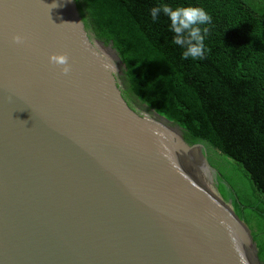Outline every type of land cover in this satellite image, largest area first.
Masks as SVG:
<instances>
[{
    "label": "water",
    "instance_id": "1",
    "mask_svg": "<svg viewBox=\"0 0 264 264\" xmlns=\"http://www.w3.org/2000/svg\"><path fill=\"white\" fill-rule=\"evenodd\" d=\"M0 264H264V209L146 105L81 0H0Z\"/></svg>",
    "mask_w": 264,
    "mask_h": 264
},
{
    "label": "trees",
    "instance_id": "2",
    "mask_svg": "<svg viewBox=\"0 0 264 264\" xmlns=\"http://www.w3.org/2000/svg\"><path fill=\"white\" fill-rule=\"evenodd\" d=\"M81 1L146 105L181 126L186 142L203 144L208 162L230 176L236 163L264 209V0L260 11L242 0ZM161 3L211 16L203 59H183L167 17L152 20L150 8Z\"/></svg>",
    "mask_w": 264,
    "mask_h": 264
},
{
    "label": "clouds",
    "instance_id": "3",
    "mask_svg": "<svg viewBox=\"0 0 264 264\" xmlns=\"http://www.w3.org/2000/svg\"><path fill=\"white\" fill-rule=\"evenodd\" d=\"M57 6L53 3L50 8ZM161 14L167 17L170 23V31L174 33L173 43L181 47L182 58L203 59L206 52L204 41L207 35V28L204 26L211 23V16L205 9L196 5L172 6L168 3H161L150 8L153 21H156ZM11 39L17 45L25 42V37L18 33L13 34ZM48 60L59 66L64 74H68L71 70L68 55L64 52L50 53Z\"/></svg>",
    "mask_w": 264,
    "mask_h": 264
},
{
    "label": "rangeland",
    "instance_id": "4",
    "mask_svg": "<svg viewBox=\"0 0 264 264\" xmlns=\"http://www.w3.org/2000/svg\"><path fill=\"white\" fill-rule=\"evenodd\" d=\"M242 1L244 3H246L249 7H251L255 11L261 10V7H262V1L261 0H242ZM219 157H220V155H219ZM223 160L228 161V159H223ZM229 166L235 170V175L232 177L235 178L236 180H238L239 182H241L242 184H244L245 186H247L249 188L250 192H252L250 187H249V184L242 177L241 169L240 170L238 169L237 164L234 163L233 161H230Z\"/></svg>",
    "mask_w": 264,
    "mask_h": 264
},
{
    "label": "bare ground",
    "instance_id": "5",
    "mask_svg": "<svg viewBox=\"0 0 264 264\" xmlns=\"http://www.w3.org/2000/svg\"><path fill=\"white\" fill-rule=\"evenodd\" d=\"M194 150H195V152H193V154L196 155V156H198V157H200V156L198 155V153H196V150H197V149H194Z\"/></svg>",
    "mask_w": 264,
    "mask_h": 264
}]
</instances>
